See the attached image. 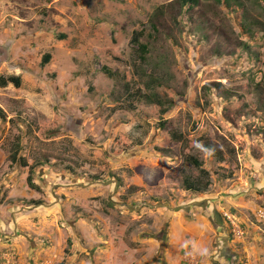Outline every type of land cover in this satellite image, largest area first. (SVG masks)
<instances>
[{"label": "rangeland", "instance_id": "1", "mask_svg": "<svg viewBox=\"0 0 264 264\" xmlns=\"http://www.w3.org/2000/svg\"><path fill=\"white\" fill-rule=\"evenodd\" d=\"M172 1L0 0V76L22 82L0 87L7 114L0 120V149L8 151L22 137L23 157L39 166L34 180L41 188L30 189L24 175L0 182L3 264H153L169 245L170 213L199 196L184 190V178L199 176L187 157L203 162L212 185L260 169L264 2L176 8L154 31L150 17ZM142 30L150 49L145 63L131 42ZM46 53L52 60L43 66ZM153 78L162 86L151 90L173 102L166 113L146 99H131L124 88L130 84L134 94ZM208 83L221 87L208 93ZM220 92L233 97L224 101ZM251 211L264 226L256 205ZM145 225L154 226L156 245L145 246L153 257L143 250L133 255L135 243L125 249L120 243L125 230L144 237ZM256 259L253 264H264Z\"/></svg>", "mask_w": 264, "mask_h": 264}, {"label": "crops", "instance_id": "2", "mask_svg": "<svg viewBox=\"0 0 264 264\" xmlns=\"http://www.w3.org/2000/svg\"><path fill=\"white\" fill-rule=\"evenodd\" d=\"M0 153H3V159L0 161L1 170L9 157L10 148L3 152L0 149ZM254 165L255 162L252 163V166ZM258 165L260 169L249 174H242L239 178L225 181L217 179L216 184L211 185L210 192L195 197L194 202L185 204L170 213L169 245L159 260L152 258L151 262L153 264H183L182 253L190 246L189 250L198 254L201 264H243V258H247L248 263L253 264L258 260L256 257L264 260V250L260 247L263 242L264 226L258 225L251 211L253 205H256L258 210L264 209V161ZM23 170L27 173H23ZM27 174L28 170L18 165L15 172L7 175L5 179L6 182L12 181L17 175H24L27 182ZM249 177L255 181L249 180ZM92 191L94 192V189ZM80 196L81 202H79L84 204L87 198L83 196V192H80ZM224 212L230 213L238 222L244 232L242 238L231 235V228L224 218ZM135 230H131L130 233L126 230L122 232L128 235L127 238L123 235L120 239L124 249L135 243L137 249L131 247L135 255V252L141 253V250L145 252L147 245L155 247L154 226L145 225L140 228L142 233L146 232L144 237L140 236V233L137 234ZM145 254L153 257L152 253L145 252Z\"/></svg>", "mask_w": 264, "mask_h": 264}, {"label": "trees", "instance_id": "3", "mask_svg": "<svg viewBox=\"0 0 264 264\" xmlns=\"http://www.w3.org/2000/svg\"><path fill=\"white\" fill-rule=\"evenodd\" d=\"M203 1L207 2H215L218 5H225L228 9L232 8H243L245 6L244 2L242 0H174L170 2L167 5H162L156 8L155 12L152 14L150 17V24L151 28L154 29V31L159 32V26L161 25V19L162 17L165 16V13L171 12L176 10L178 8L180 11L183 10H190L198 7ZM260 2H264V0H259ZM61 38V35L59 36ZM145 37V32L142 31H135L132 36V44L136 45V52L138 54V59L140 63H145L147 62V55L150 53L149 49V44L144 43L142 41V38ZM52 60V54L51 53H46L43 58L41 65L46 66L48 65ZM102 71L109 77V78H114V74L109 70L108 67L103 66ZM21 77L20 76H9V77H3L0 76V87L1 88H6L9 84L14 85L15 88H20L21 87ZM161 85L162 83L158 78H153L148 84H145V87L138 88L137 91H135L134 94L131 93V85L130 84H125L124 88L128 92V96L131 99H146V101L150 104H153L162 110V113H166L167 110V105L173 103L172 100L165 101L163 99H160L158 95L154 92V90H151L155 88L156 86ZM217 87H221V84H214V83H208L203 87L204 91H207L208 93H212L215 90H217ZM93 89L92 87H89V90ZM146 89L147 91H145ZM151 92L149 93V91ZM224 101L229 100L233 97L229 92H226V94L220 92V95ZM172 99V98H170ZM134 102L130 103L129 108L134 109ZM172 107V105L170 106ZM245 108H247V112L249 114L255 113V110L251 108L247 103L245 104ZM0 120L6 121L7 120V114L3 109L0 108ZM165 124L162 123L160 127H164ZM59 132V129L56 130ZM172 137L176 141H180L185 143L186 140H184V135L174 133ZM204 149L207 151H212L213 155L219 156V158L222 160V156L220 155V151L215 149L213 146H211L208 143L204 144ZM23 146H22V137L17 136V138L14 140L13 144L10 146V154L9 157L4 165V167L0 170V182L9 174H12L15 172L16 167L20 165L22 168L28 169V177H27V184L30 189L35 190V191H41V188L36 184L34 180V174H35V169L39 166L29 165L25 158L23 157L22 154ZM188 162L193 164L198 170H199V176L196 179H191V178H184L183 179V186L184 190L186 192H192L198 195H203L209 192V189L212 185L211 181V174L210 172L203 168V162H201L199 159L189 156L186 158ZM42 166V165H41ZM36 205H42V201H35L32 202ZM231 235H233L231 233ZM72 242L71 240H68V248L65 250L66 255H70L69 247H71ZM0 264H3L2 261L0 260Z\"/></svg>", "mask_w": 264, "mask_h": 264}, {"label": "built area", "instance_id": "4", "mask_svg": "<svg viewBox=\"0 0 264 264\" xmlns=\"http://www.w3.org/2000/svg\"><path fill=\"white\" fill-rule=\"evenodd\" d=\"M224 218L228 221L231 232L236 238H242L244 232L242 228L238 225V222L230 215L228 212H224ZM258 216L260 219L264 220L263 209L258 210ZM183 264H198L197 254L193 250H188V252L183 256Z\"/></svg>", "mask_w": 264, "mask_h": 264}, {"label": "clouds", "instance_id": "5", "mask_svg": "<svg viewBox=\"0 0 264 264\" xmlns=\"http://www.w3.org/2000/svg\"><path fill=\"white\" fill-rule=\"evenodd\" d=\"M204 251L206 252L207 250L205 249Z\"/></svg>", "mask_w": 264, "mask_h": 264}]
</instances>
